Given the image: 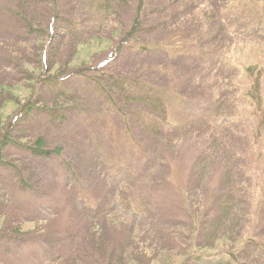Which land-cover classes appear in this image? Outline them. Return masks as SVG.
Returning <instances> with one entry per match:
<instances>
[{
  "label": "rangeland",
  "instance_id": "obj_1",
  "mask_svg": "<svg viewBox=\"0 0 264 264\" xmlns=\"http://www.w3.org/2000/svg\"><path fill=\"white\" fill-rule=\"evenodd\" d=\"M14 117L0 264H264V0H0Z\"/></svg>",
  "mask_w": 264,
  "mask_h": 264
},
{
  "label": "trees",
  "instance_id": "obj_2",
  "mask_svg": "<svg viewBox=\"0 0 264 264\" xmlns=\"http://www.w3.org/2000/svg\"><path fill=\"white\" fill-rule=\"evenodd\" d=\"M139 11H140V7H139ZM141 13V12H140ZM138 30L136 29H132L129 30L128 35H133L134 33H136ZM54 31L51 32V36H53ZM26 110L31 111V109L33 108V106H37V103L35 101H30L28 104L24 105ZM22 118H18V117H14L13 119V123L10 124L9 129L4 128L3 130L0 129V161H1V155L4 152V150L6 149V147H8L11 144H16L18 146H22L24 143H22L21 140V136L12 130V128H18V126L20 125ZM41 140H38V142L36 143V146H34V150L35 151H39L42 152L44 150V148L41 146ZM42 150V151H40ZM14 167H17L16 164H11ZM20 174L22 176V181L27 185L30 184L28 181H26L25 179V173L20 171Z\"/></svg>",
  "mask_w": 264,
  "mask_h": 264
}]
</instances>
